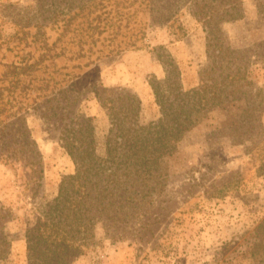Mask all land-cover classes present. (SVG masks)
I'll use <instances>...</instances> for the list:
<instances>
[{"label":"rangeland","instance_id":"rangeland-1","mask_svg":"<svg viewBox=\"0 0 264 264\" xmlns=\"http://www.w3.org/2000/svg\"><path fill=\"white\" fill-rule=\"evenodd\" d=\"M165 2L0 0V127L26 117L43 156L39 181L20 163L21 152L0 158V202L13 217L1 229L11 245L0 264H30L26 230L40 203L57 195L62 176L75 172L58 117L43 115L51 104L82 92L78 105L94 117L97 152L104 155L110 120L90 87L102 82L145 93L143 116L150 120L159 106L149 80L164 76L157 56L176 58L185 87L199 83L209 62L207 32L190 3L179 2L172 16ZM49 7L56 15L34 26ZM244 7L245 17L223 28L232 47L251 55L248 99L238 101L248 111L230 103L210 111L166 159L156 203L126 219L119 236L99 223L96 242L73 264H264V49L257 46L264 41V9L257 0H244ZM164 9L170 12L163 20Z\"/></svg>","mask_w":264,"mask_h":264},{"label":"trees","instance_id":"trees-1","mask_svg":"<svg viewBox=\"0 0 264 264\" xmlns=\"http://www.w3.org/2000/svg\"><path fill=\"white\" fill-rule=\"evenodd\" d=\"M179 2L190 3L193 15L204 26L209 62L201 69L199 83L188 88L176 58L171 53L157 56L164 76L149 80L159 106L157 118L144 119L142 99L129 87L105 86L102 82L90 87L110 120L105 153L100 155L94 117L82 112L78 105L82 92L51 104L50 114L43 112L49 121L58 117L61 146L71 156L75 172L62 176L57 195L40 203L35 224L26 230L30 264H73L96 242L99 223L109 236H119L126 219L138 217L144 203L148 209L156 203L158 185L162 187L159 178L168 174L165 161L190 130L210 111L229 103L248 111L247 102L238 101L248 99L244 88L250 83L251 55L247 49L232 47L223 28L225 22L245 17L244 0H166L172 16ZM54 4L58 5L53 2L50 6ZM257 6L263 10L264 0H257ZM168 9L162 10L163 20L168 18ZM54 10L41 9L34 26L43 27L41 22L47 14L56 15ZM151 11H156L154 2ZM257 46L264 49V41ZM15 151L22 153L20 163L39 181L42 152L22 115L0 127V158L8 161ZM12 218L10 210L0 202V263L9 256L11 245L1 229Z\"/></svg>","mask_w":264,"mask_h":264},{"label":"crops","instance_id":"crops-1","mask_svg":"<svg viewBox=\"0 0 264 264\" xmlns=\"http://www.w3.org/2000/svg\"><path fill=\"white\" fill-rule=\"evenodd\" d=\"M176 42H177V41L172 42V47H173L175 44H177ZM178 44H180V42H178ZM172 49H173V52L176 53L175 48H172ZM176 54H177V53H176ZM177 55H178V54H177ZM162 71L164 72V69H163ZM184 81H185V80H184ZM184 81H183V82H184ZM196 84H197V83H196ZM196 84H195V85H196ZM184 85H185V84H184ZM195 85H194V86H195ZM144 86H145V87H149L148 84H144ZM192 87H193V86H192ZM145 91H146V90H145ZM144 95H146V94L144 93ZM144 95H143V93H140V97H141L142 101H143Z\"/></svg>","mask_w":264,"mask_h":264}]
</instances>
